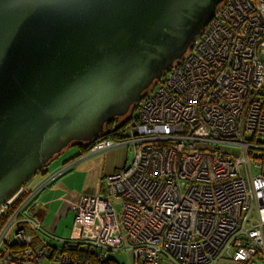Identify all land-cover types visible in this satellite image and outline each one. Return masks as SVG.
Segmentation results:
<instances>
[{"label": "built area", "instance_id": "obj_1", "mask_svg": "<svg viewBox=\"0 0 264 264\" xmlns=\"http://www.w3.org/2000/svg\"><path fill=\"white\" fill-rule=\"evenodd\" d=\"M146 92L124 138L91 147L135 154L79 198L68 238L48 233L35 201L69 167L1 204L0 264H78L72 245L118 264L123 250L133 264H264V0H225Z\"/></svg>", "mask_w": 264, "mask_h": 264}, {"label": "water", "instance_id": "obj_2", "mask_svg": "<svg viewBox=\"0 0 264 264\" xmlns=\"http://www.w3.org/2000/svg\"><path fill=\"white\" fill-rule=\"evenodd\" d=\"M224 1L0 0V206L126 116Z\"/></svg>", "mask_w": 264, "mask_h": 264}, {"label": "rangeland", "instance_id": "obj_3", "mask_svg": "<svg viewBox=\"0 0 264 264\" xmlns=\"http://www.w3.org/2000/svg\"><path fill=\"white\" fill-rule=\"evenodd\" d=\"M134 114H136V112H134ZM116 149L118 150L117 151L118 155H116L115 157L116 160L111 159L110 157H106V159L99 157L102 155V153L95 154V155L88 154V156H93L92 157L93 159L91 160V162L85 164L83 168H80V167H77L78 159L72 161V159L78 156L79 147L78 146L68 147L63 152L56 155L55 158L46 166L48 173L44 176V179H48L51 176L55 175L60 170H62L63 168L69 167L68 170H66L63 174H61L56 179H54L55 181L54 180L52 181V186L58 183H62V180H64V177H66V175L70 174L71 172H74L73 178L65 183L66 187L63 188L60 199L61 198L64 199L68 196L78 197L82 195H95L97 193H89L88 191L89 188L85 186V180L87 182L90 179V182L92 183V185L99 187L101 184H103L104 178L112 174V173H108V171H111V169L115 167L117 162H120V161L123 162L126 159V157H128L129 159L128 163H130L133 160L135 150L132 145H126V146L124 145ZM103 173H107V174L103 176ZM253 173L254 175H258L260 171L253 170ZM37 178H39V176H36L34 178V181ZM120 209H121L120 205L117 204V210L120 211ZM71 217H73V215L69 214V217L64 218V220L62 221L63 224L61 228L65 230V234H64L65 237H62V238H68L70 236L71 229H72L70 227ZM63 230H59V231H63ZM58 237L60 236L58 235ZM57 239H60V238H57ZM115 258L120 264H133L132 257L128 251H124V250L120 251L119 254L115 256ZM219 264H233V263L229 260H221Z\"/></svg>", "mask_w": 264, "mask_h": 264}, {"label": "crops", "instance_id": "obj_4", "mask_svg": "<svg viewBox=\"0 0 264 264\" xmlns=\"http://www.w3.org/2000/svg\"><path fill=\"white\" fill-rule=\"evenodd\" d=\"M117 151H118L117 149H114V150H111L110 152L109 151L104 152L99 157H101L103 159H106V157H110L111 159H115L116 155H118ZM81 152H82V148L79 147V154L74 159H72V161L78 159L77 160L78 161L77 167L83 168V166L85 164L91 162V160L93 159L92 158L93 156H88V154L84 155V156H79ZM128 160H129L128 157H126V159L123 162L122 161L117 162L115 167H113L111 169V171H108V173H115V172L122 170L125 166H127L129 164ZM47 173H48V171L46 169L42 173L43 178H41V177L37 178L33 182V184L41 183L42 180L44 179V176ZM76 173H77V171H76ZM105 174H107V173H103V176ZM73 175H74V172H71L70 174L66 175V177H64V180H62V183H58L55 185L53 184L54 186H52V182H51L39 194V196L37 197V199L35 201V204L38 207V213L40 215V218L42 220L44 228L48 231L49 234H51L57 238H60V239H65V238H62V237H65V235H64L65 230H63L61 228V226L63 224L62 221L64 220V218H68L69 214H72L73 217H71V223H70V227L72 228L74 218H75V213H74L72 207L78 202L79 198L81 197V196H78V197H69L68 196L64 199L63 198L60 199L63 188L66 187L65 183L68 182L70 179H72ZM105 179H106V177L103 180V184H101L99 187L92 185V183L90 182V179L87 182L85 180V186L89 188L88 189L89 193L99 194V193L103 192ZM97 194H95V195H97ZM59 230H63V231H59ZM58 235L60 237H58ZM49 243L53 247L59 246V243H57L55 241L49 240ZM42 264H55V263H53L51 261V259H46L43 261Z\"/></svg>", "mask_w": 264, "mask_h": 264}, {"label": "trees", "instance_id": "obj_5", "mask_svg": "<svg viewBox=\"0 0 264 264\" xmlns=\"http://www.w3.org/2000/svg\"><path fill=\"white\" fill-rule=\"evenodd\" d=\"M146 93L147 92H145V94ZM136 108L137 106L134 105L126 116L115 118L111 123L106 124L104 131L92 142L74 143L71 146L81 147L82 152L80 153L79 156H84L90 152L91 147L93 146L96 140H106V139L115 140V141L122 140L124 138L123 133L126 131L128 124L132 121ZM69 252L73 257L77 259L78 264H118L114 260L99 261L95 255L90 254L88 249L81 245L70 246Z\"/></svg>", "mask_w": 264, "mask_h": 264}, {"label": "flooded vegetation", "instance_id": "obj_6", "mask_svg": "<svg viewBox=\"0 0 264 264\" xmlns=\"http://www.w3.org/2000/svg\"><path fill=\"white\" fill-rule=\"evenodd\" d=\"M45 170H46V168H45Z\"/></svg>", "mask_w": 264, "mask_h": 264}]
</instances>
